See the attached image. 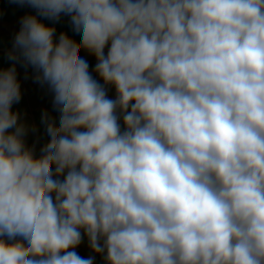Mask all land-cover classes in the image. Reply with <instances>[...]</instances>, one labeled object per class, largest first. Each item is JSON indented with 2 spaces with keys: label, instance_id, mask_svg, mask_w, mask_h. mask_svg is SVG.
Segmentation results:
<instances>
[{
  "label": "clouds",
  "instance_id": "clouds-1",
  "mask_svg": "<svg viewBox=\"0 0 264 264\" xmlns=\"http://www.w3.org/2000/svg\"><path fill=\"white\" fill-rule=\"evenodd\" d=\"M13 2L0 264H264V0ZM17 62L59 113L39 155Z\"/></svg>",
  "mask_w": 264,
  "mask_h": 264
},
{
  "label": "crops",
  "instance_id": "crops-1",
  "mask_svg": "<svg viewBox=\"0 0 264 264\" xmlns=\"http://www.w3.org/2000/svg\"><path fill=\"white\" fill-rule=\"evenodd\" d=\"M29 14L35 15V9L28 6L21 7L14 3L13 0H0V69H6L12 66L13 61L8 59L7 54L12 48L15 34L20 29L21 18ZM38 19L46 25L53 26V22L50 20L43 17H38ZM54 26L56 28L54 39L58 38L61 32H64L67 33L69 37L79 41L80 36L73 32L68 16H62L60 21L55 23ZM16 70L19 82L25 77V74H33V69L31 67L25 69L19 62L16 63ZM76 251L85 258L94 255L88 248L86 238ZM94 264H105V262L100 255H96Z\"/></svg>",
  "mask_w": 264,
  "mask_h": 264
},
{
  "label": "rangeland",
  "instance_id": "rangeland-1",
  "mask_svg": "<svg viewBox=\"0 0 264 264\" xmlns=\"http://www.w3.org/2000/svg\"><path fill=\"white\" fill-rule=\"evenodd\" d=\"M90 60L93 64L95 63L94 57H91ZM100 83H103V81L101 80ZM20 85L22 93L21 100L13 104L12 110L19 112L22 120L28 125H34L36 127L37 130L35 132H29L27 135L26 143L28 146L34 145L37 155H39L40 148L49 139L44 125L41 124V114L47 111L58 123L59 113L53 108L52 93L47 85L42 86L38 82H35L33 74H25V77L20 81ZM108 95L109 98L115 97L114 87L109 88Z\"/></svg>",
  "mask_w": 264,
  "mask_h": 264
}]
</instances>
